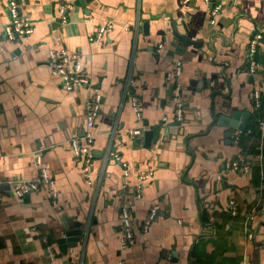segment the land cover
Here are the masks:
<instances>
[{
    "label": "crops",
    "instance_id": "crops-1",
    "mask_svg": "<svg viewBox=\"0 0 264 264\" xmlns=\"http://www.w3.org/2000/svg\"><path fill=\"white\" fill-rule=\"evenodd\" d=\"M66 1L18 0L33 30L9 41L3 39L9 21L6 0H0V264H50L40 239L55 253L51 264H171L174 252L176 264H207L201 255L197 262L192 255L199 238L206 241L205 253L216 249L213 240L219 245L215 264H264V0H72L73 8L61 22L59 8ZM217 3L221 9L210 24L211 7ZM108 23L110 30L98 41L89 39ZM172 23L185 27L191 39L202 40V48L172 47ZM254 29L260 38L256 54L249 57L248 37ZM159 43L163 47L156 54ZM60 49L79 55L83 75L102 97L91 129L92 184L68 142L75 136L84 142L80 136L91 91L62 88L49 62L50 51ZM175 58L182 61L179 81L182 101L189 107L187 131L163 140L154 136L145 147L144 132L164 116L172 119L166 74ZM205 70L225 77L219 78L221 94H213L215 107L229 102L249 113L247 130L237 143L232 137L226 144L224 127L208 128L212 88H188ZM127 79L133 85L124 94ZM255 91L260 107H255ZM131 96L138 98L139 119L129 104ZM114 123L118 129H143L137 137L141 143L135 146L136 138L123 131L111 141ZM108 145L119 153V161L111 154L104 160ZM36 151L54 180L55 199L41 188L19 200L10 183L36 179ZM229 161L246 163L250 171L225 169ZM121 163L130 168L124 178ZM148 169L152 176L142 182L141 197L132 201L131 210L140 221L156 204L157 217L144 235L134 228V243L121 248V206L130 200L139 174ZM64 215L71 219L69 226L81 223L83 235L75 248L57 257L55 238ZM208 225L214 231L210 237L203 236L212 232Z\"/></svg>",
    "mask_w": 264,
    "mask_h": 264
},
{
    "label": "built area",
    "instance_id": "built-area-1",
    "mask_svg": "<svg viewBox=\"0 0 264 264\" xmlns=\"http://www.w3.org/2000/svg\"><path fill=\"white\" fill-rule=\"evenodd\" d=\"M193 0H183V2L188 3ZM206 2H210V0H205ZM72 0L66 1L59 8V20L61 22H65L67 20L68 11L73 8ZM7 11L9 14V21L3 26V39L14 41L18 37L30 34L33 30V25L31 20L23 15L20 11V5L18 0H6ZM221 9L220 4H215L211 7L210 11V24H214V17ZM111 28V24L108 23L106 25H99L97 31L94 35H91L89 39L91 41H98L107 31ZM260 38V35L256 34L253 40L250 42L249 48V57H253L255 53V45ZM163 44H157L155 48V53L158 54L162 49ZM49 62L51 63V73L56 75L61 80L62 88L66 91H73L76 89H81L85 87L90 88V95L87 97L85 101V109H86V120H85V129L80 136L84 142L81 143L78 136L72 137L68 139V142L71 145L73 155L75 160L80 164V168L82 174L87 181V183L92 184L95 180L91 179L92 172V162L94 159V153L91 148V144L93 143L94 135L91 132V129L94 126L95 119L98 115L102 97L101 94L97 91L95 87H93L88 78L83 75L81 60L77 53H67L64 49H60V51H50L49 53ZM182 61L180 58H175L172 62V66L170 70L166 74V82L172 88L171 91V102H172V119L173 120H181L182 112H183V101L181 98V83L179 81L180 73H181ZM252 71V67L249 69ZM133 85V80L127 79L124 87V94L127 91L128 87ZM254 103L255 107L259 106V94L255 91L254 95ZM129 104L135 113L136 117L139 119L141 115L140 105L138 104V98L136 96H131L129 99ZM161 123L167 122V117H162L160 119ZM262 125V122L259 123V126ZM125 132L130 138H137L143 132L141 128H129L126 130L118 129L116 123H114L113 128L110 133V140L112 141L115 137H118L121 132ZM250 132V131H247ZM242 131H236L233 136V142L237 143L239 140ZM111 144V143H110ZM111 154L110 158L113 161H119V153L113 151L112 146L108 145L106 149V154L104 160L108 159V156ZM34 165L37 169V177L34 180H13L10 184H12L11 192L17 197L19 200L22 199L25 195L39 191L41 188H46L52 199H55L56 190L54 185V180L50 175L48 168L46 165L41 164L40 162V154L39 151L34 153ZM122 167V176L127 177L130 174V168L126 163L120 164ZM225 169H232L234 171H240L243 173H248L250 171V166L241 161H229L224 164ZM152 176V169H148L144 173H140L138 176L139 182L132 187L131 198L127 203H123L120 209V228H119V242L121 248H126L131 245L135 241V235L133 233V229L137 228L139 234L144 235L148 232L150 226L154 222L157 217L159 206L154 204L151 206L148 214L144 219L136 220L134 218L133 212L131 210L132 201L139 200L141 197L142 190V182L144 180L149 179ZM2 182H0V185ZM262 186L264 187V176L262 177ZM1 195H0V203H1ZM231 215L236 214V209L233 201H230ZM251 238V234L248 235ZM47 256L50 257L51 260L54 258L55 253L51 249V247L47 246ZM122 264V262H120Z\"/></svg>",
    "mask_w": 264,
    "mask_h": 264
},
{
    "label": "water",
    "instance_id": "water-1",
    "mask_svg": "<svg viewBox=\"0 0 264 264\" xmlns=\"http://www.w3.org/2000/svg\"><path fill=\"white\" fill-rule=\"evenodd\" d=\"M79 1L81 3H84V2L88 3L90 0H79ZM233 24H234V30H233V35H234L236 27H237L236 20L234 21ZM176 25L174 23L171 24V46L172 47L178 46L179 48L183 46L184 47L192 46L197 49L202 48L203 46L202 40L191 39L190 37H188L187 30L185 27L180 28L178 23H176ZM142 29L144 32H147L148 30L147 21L143 22ZM256 29L251 31L248 37L249 42H251L254 36L256 35V32H257ZM239 33L240 32L238 31V34ZM213 37L214 35L211 36L209 46L213 49L214 51L213 56H214L216 48L213 43ZM247 53L249 54V51ZM169 54L173 55L174 52L170 51ZM203 55L206 57L205 53H203ZM212 61H213V57H212ZM214 74L215 73H213V71L205 70L203 72L202 79L199 81L192 80L191 82H189L188 88L189 86L196 85V84H198V86L200 87H202L204 84L206 88H212V91L210 92V95H209V98L211 100L210 102L211 122L208 125V128L212 125L224 127L225 130L223 131V136H224L226 144L230 145L232 142V137L234 136L235 132L244 130L249 113L247 111H240L239 109H236V106H233L229 102H222L220 106H217V107L214 106V103L212 100L213 94H221V92L218 89L219 82H220L219 78H221L222 80L225 78L224 75H222L221 73L219 74V77H215ZM169 88L170 89L168 93L170 95L171 87ZM186 109L188 110L189 107L188 105L187 107H185L184 102H183V112H182L181 120L171 119L170 121H167L165 123L159 122L155 126V128L146 130L143 136V144L145 145V147L149 146L154 136H157V138H159L160 140H163L168 134L171 137L172 136L175 137L178 134L180 135L185 134L187 131L186 125L188 122H190L188 118L186 117ZM216 112L219 113L218 116H216ZM198 120H199V117L194 119V121H198ZM141 140L142 138H136L134 139L133 144L135 146H138L141 143ZM69 222H71V219L67 217L66 215L61 217V226L59 227V230L56 232L57 235L55 238V244H56L57 251H58L57 257L66 255L68 252L67 251L68 248H75L83 235V229L81 228V225H80L81 223L73 221L72 226H69L68 224ZM208 226L211 227L212 232L211 234L203 235V236L210 237L213 235V232H214L213 226L212 225H208ZM39 242L42 244L44 251L46 252L45 254H47L46 241L40 239ZM189 257H190V254H189ZM170 262L171 264L177 263V254L175 252L172 253V258ZM190 262L192 264H196L194 261H190Z\"/></svg>",
    "mask_w": 264,
    "mask_h": 264
},
{
    "label": "trees",
    "instance_id": "trees-1",
    "mask_svg": "<svg viewBox=\"0 0 264 264\" xmlns=\"http://www.w3.org/2000/svg\"><path fill=\"white\" fill-rule=\"evenodd\" d=\"M255 54H256V52L254 53V55ZM259 107H260V99H259ZM246 130L247 129H244L242 131V133L246 132ZM201 220L203 223H205V218H204L202 212H201ZM213 242L216 245V249L212 253L208 254V253L204 252L206 241H204V239L199 238L197 244L194 246L195 248H194L193 253H192L193 257L196 258V262L201 259L199 257L201 255L202 258H204V260L207 262V264H215L214 259L216 258L217 254H218V250L220 247L215 240H213ZM199 264H202V262H199Z\"/></svg>",
    "mask_w": 264,
    "mask_h": 264
}]
</instances>
